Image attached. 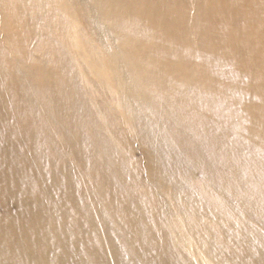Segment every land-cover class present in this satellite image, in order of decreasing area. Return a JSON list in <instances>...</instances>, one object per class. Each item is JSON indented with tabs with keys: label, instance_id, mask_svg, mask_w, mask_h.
I'll list each match as a JSON object with an SVG mask.
<instances>
[{
	"label": "bare ground",
	"instance_id": "bare-ground-1",
	"mask_svg": "<svg viewBox=\"0 0 264 264\" xmlns=\"http://www.w3.org/2000/svg\"><path fill=\"white\" fill-rule=\"evenodd\" d=\"M92 2L172 118L135 141L93 105L64 1L0 0V264H264V0Z\"/></svg>",
	"mask_w": 264,
	"mask_h": 264
},
{
	"label": "rangeland",
	"instance_id": "rangeland-1",
	"mask_svg": "<svg viewBox=\"0 0 264 264\" xmlns=\"http://www.w3.org/2000/svg\"><path fill=\"white\" fill-rule=\"evenodd\" d=\"M60 1H64L68 6L69 21H67V30L70 39L76 42L75 51L77 53L75 57L84 76L85 82H83L90 87L94 94L93 105L97 107L100 104H105L111 107L112 111L120 117L129 135L135 141L140 142L141 133L144 132V129L134 122V118L151 115L153 122L156 124L166 118H172V115L167 113L163 101L153 88L146 86L138 78L129 82V71L127 76L124 77V70L126 69L124 64L127 60L124 55H122V59L125 62L117 57L120 62L117 64L108 58L107 50L97 40V35L92 32L93 30L90 27L92 22L86 9L88 2L94 8L92 0ZM105 75L109 79L112 78L119 85V88L113 89ZM118 90L120 91L118 92ZM190 92L192 91L190 90ZM151 110L154 114L150 112ZM136 155H140V150H136Z\"/></svg>",
	"mask_w": 264,
	"mask_h": 264
}]
</instances>
